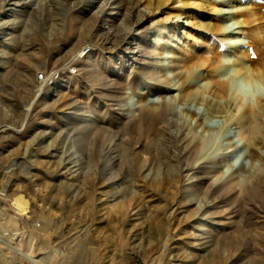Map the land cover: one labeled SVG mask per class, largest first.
I'll list each match as a JSON object with an SVG mask.
<instances>
[{"label":"rangeland","instance_id":"obj_1","mask_svg":"<svg viewBox=\"0 0 264 264\" xmlns=\"http://www.w3.org/2000/svg\"><path fill=\"white\" fill-rule=\"evenodd\" d=\"M147 1L134 33L123 0H0V264H264V114L252 144L234 101L264 103V0ZM177 48L210 58L186 77L203 98L180 100ZM161 104L174 127L137 120ZM190 137L217 163L187 181Z\"/></svg>","mask_w":264,"mask_h":264},{"label":"bare ground","instance_id":"obj_2","mask_svg":"<svg viewBox=\"0 0 264 264\" xmlns=\"http://www.w3.org/2000/svg\"><path fill=\"white\" fill-rule=\"evenodd\" d=\"M96 1H97V3H95ZM120 1H122V0H120ZM123 1L127 3L126 7H127L128 12H130V14H132L133 17L138 16V18H139L135 22V29H133V32L135 33L136 31L142 29L144 17L134 6L135 3H137L136 0H123ZM162 1L164 2V0H156V2L158 4L161 3ZM95 2H93L89 6V8H94V9H95V7L100 8L101 5H103L105 3H109V0H95ZM112 2H113V0H112ZM147 4H149V5L154 4V0H148ZM213 29L217 30L216 28H212V30ZM148 34L151 35L152 31H149ZM164 36H165V39H164L165 41L161 42L160 40ZM166 37H167V30L165 29V30H163L159 39L156 41V45L158 46V45L162 44L163 48L166 49L167 48V41H168ZM128 39L129 38L126 37L123 39L122 42L126 44ZM85 48L82 51L83 54H81V56H80L81 58L90 52L89 48H86V49ZM171 48H173V47H171ZM176 51H178L180 53L179 58L175 57V62H180V63H176L177 67L175 69L177 72L175 74V76H177L179 81H180L179 88H178V95H179L180 100L184 101L185 103H188L190 101H194V100L200 98L198 96H201V95H199L198 92L194 91L193 87L186 82V77L190 76L195 70H197V68L209 64L210 58H208L207 56H203L201 50H199V49H197L196 51H191L190 49H187V48L180 49V50L177 48ZM209 52L214 53L213 48L210 49ZM205 53H207V52H205ZM241 53L243 56H245V55H247L248 51L242 50ZM58 72L61 74V76L63 75V71H58ZM215 74L213 73L210 76L211 77L210 80L214 81L215 85L214 86L212 84L210 86L208 85L206 87L207 89L205 88L207 91H205V90L204 91L207 93L210 92L211 94H213L217 97V95L222 94L221 90L223 92L224 88H222V86L217 85V73L215 72ZM239 75H240V78L244 79V76H242L241 73H239ZM169 83L171 84V82H169ZM45 86L50 87L49 85H45ZM168 86L171 87L170 85H168ZM43 88L44 87L42 85H39L38 89L34 92L33 99L30 102V106L28 105L29 106L28 109H30L32 107V105L43 95ZM201 98H203V95L201 96ZM234 101H235L236 106L241 111L240 115H242L239 118V123H240L239 135L242 136L243 138H245L250 143L256 144L255 142H257V137H258V135L261 134L260 120L262 118V115L264 114V103H262L261 101H256L255 104H249V103H246L245 102L246 100L244 101V99L242 97H235ZM123 111H126V110H123ZM136 112H137L136 115H138L137 120L138 119L140 120L141 115H158L161 118L162 122L165 123V128H162V129H167L168 127L170 128V126H173V123L175 122L172 119H170L169 117H167L168 115H175V114H173V111H171V109L169 107L164 106L162 104L161 105H155V106L150 107V108H148V107L144 108L141 105V106H138L136 108ZM128 115H132V116H125L123 119H125L126 122H128V123H132V121H134L136 119L133 117V115H135V114H132V112H130ZM176 127H178V126H176ZM176 132H180V130L177 129ZM182 144H183V146H185L184 149H185V152L187 154H190L194 158L201 161V164H199L196 167H193L192 169H189V171L192 172L191 174L187 173L184 176L187 181L193 179L197 175L199 176V175L203 174L204 172H207V173H208V171L214 172V170L216 168L215 165L217 163V157L214 159H211L209 157L203 156L202 141L200 139H197L195 137L194 138L190 137V139H186V140L184 139ZM77 167H81L80 161L77 162ZM12 206L17 208V210H20V211H23L25 209L24 208L25 205H23V201L21 199L15 200V202L12 204ZM202 225H204V224H202ZM14 252H16V251H14ZM21 258L23 260L28 261L30 264H48L47 262H49V261H45V259H47V258H44V259L40 258L39 259V258L29 254V253H21Z\"/></svg>","mask_w":264,"mask_h":264},{"label":"built area","instance_id":"obj_3","mask_svg":"<svg viewBox=\"0 0 264 264\" xmlns=\"http://www.w3.org/2000/svg\"><path fill=\"white\" fill-rule=\"evenodd\" d=\"M60 78H61V74L58 71L53 72L50 75H47L46 73H40L37 76V82L39 85L42 86L45 85L53 86L55 82L60 80Z\"/></svg>","mask_w":264,"mask_h":264}]
</instances>
